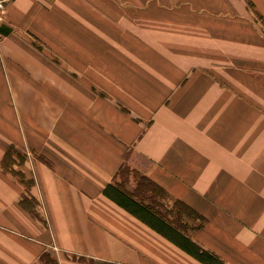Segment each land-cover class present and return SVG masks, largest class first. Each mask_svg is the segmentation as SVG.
<instances>
[{"label":"crops","instance_id":"1","mask_svg":"<svg viewBox=\"0 0 264 264\" xmlns=\"http://www.w3.org/2000/svg\"><path fill=\"white\" fill-rule=\"evenodd\" d=\"M124 165L220 262L264 264V0L7 4L0 264H202L104 196Z\"/></svg>","mask_w":264,"mask_h":264},{"label":"trees","instance_id":"2","mask_svg":"<svg viewBox=\"0 0 264 264\" xmlns=\"http://www.w3.org/2000/svg\"><path fill=\"white\" fill-rule=\"evenodd\" d=\"M7 158V157H6ZM143 178L159 192L165 196V192L155 183L143 176ZM104 196L113 201L120 208L124 209L130 215L141 221L150 229L170 241L182 251L192 256L202 264H223L211 253L199 247L186 235L185 229L180 228L177 224L161 217L150 204L140 201L138 195L127 192L119 184H108L103 190ZM180 209H184L189 214H194L181 202H175Z\"/></svg>","mask_w":264,"mask_h":264},{"label":"rangeland","instance_id":"3","mask_svg":"<svg viewBox=\"0 0 264 264\" xmlns=\"http://www.w3.org/2000/svg\"><path fill=\"white\" fill-rule=\"evenodd\" d=\"M3 16L0 17L2 21ZM28 158L27 153L16 149L15 147L10 149L8 157L4 161V166L15 167L13 173L15 177L21 182V171L18 170V166ZM121 185L127 192L140 196V201L150 204L155 212L161 217L167 218L175 225L185 229L187 232L195 228L198 221L192 214H189L175 205L172 199L164 196L162 192H159L153 186H151L141 175V173L132 165H124L116 174L114 184Z\"/></svg>","mask_w":264,"mask_h":264},{"label":"built area","instance_id":"4","mask_svg":"<svg viewBox=\"0 0 264 264\" xmlns=\"http://www.w3.org/2000/svg\"><path fill=\"white\" fill-rule=\"evenodd\" d=\"M13 0H0V17L5 15L6 6Z\"/></svg>","mask_w":264,"mask_h":264}]
</instances>
